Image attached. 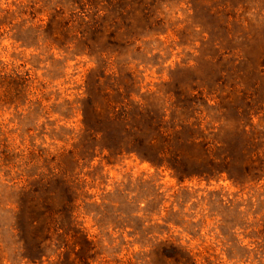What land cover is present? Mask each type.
Masks as SVG:
<instances>
[{"label":"rangeland","instance_id":"rangeland-1","mask_svg":"<svg viewBox=\"0 0 264 264\" xmlns=\"http://www.w3.org/2000/svg\"><path fill=\"white\" fill-rule=\"evenodd\" d=\"M263 54L264 0H0V264L63 259L61 243L60 256L49 247L28 260L18 229L50 173L76 177L88 196L76 222L90 264H173L170 243L196 264H264V173L179 182L134 155L81 159L76 146L88 73L119 70L126 92L165 119L195 93L179 116L236 153L249 99L264 104Z\"/></svg>","mask_w":264,"mask_h":264},{"label":"trees","instance_id":"trees-1","mask_svg":"<svg viewBox=\"0 0 264 264\" xmlns=\"http://www.w3.org/2000/svg\"><path fill=\"white\" fill-rule=\"evenodd\" d=\"M85 23L91 24L88 29L96 32L97 21ZM262 57L264 73V54ZM93 70L87 75L84 96L79 101L81 128L76 136V146L79 147L81 159L92 160L96 151L99 154L106 152L103 156L109 162L124 155H134L155 169H169L179 182L192 178L208 181L225 174L234 184L243 185L263 177L262 102L257 104L258 101L251 102L249 99L245 113L248 116L247 124L244 125L248 126V130L242 129L244 142L238 152L229 153L219 151V142L207 139L197 117L179 116L183 109L193 106L194 98H198L195 93L187 96L189 100L185 104H177L176 113L165 119L164 112H152L141 96L135 99L132 93L126 92L127 86L120 79L122 73L119 70L107 76H104V72L97 75ZM15 76L21 80L25 78ZM6 78L3 77V80ZM191 89L203 94L198 86ZM253 116H258L255 123ZM41 180L44 181L43 188L29 190L30 197L24 204L22 220L18 224L24 236L21 240L28 244L24 257L34 262L43 256L41 249L49 247H53L54 252L58 251L60 256V244L63 243V247L67 248L58 264H90L88 253L93 246L76 222L77 210L88 198L83 186L72 175L50 173ZM160 244H166V241ZM162 249H170L169 254L165 255L174 259L173 264H196L195 257L178 243L164 245ZM70 254L73 257L70 258Z\"/></svg>","mask_w":264,"mask_h":264}]
</instances>
